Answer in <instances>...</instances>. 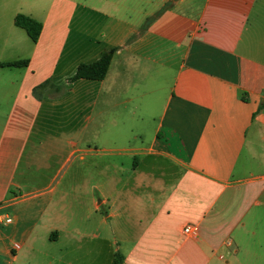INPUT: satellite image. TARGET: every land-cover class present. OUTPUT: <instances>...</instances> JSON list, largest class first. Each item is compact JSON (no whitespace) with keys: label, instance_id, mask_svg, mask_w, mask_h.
Here are the masks:
<instances>
[{"label":"crops","instance_id":"obj_1","mask_svg":"<svg viewBox=\"0 0 264 264\" xmlns=\"http://www.w3.org/2000/svg\"><path fill=\"white\" fill-rule=\"evenodd\" d=\"M0 217V264H264V0H0Z\"/></svg>","mask_w":264,"mask_h":264},{"label":"trees","instance_id":"obj_2","mask_svg":"<svg viewBox=\"0 0 264 264\" xmlns=\"http://www.w3.org/2000/svg\"><path fill=\"white\" fill-rule=\"evenodd\" d=\"M15 24L17 27L26 31L28 36L33 42H37L42 31V25L31 18L25 17L23 15L17 16L15 19ZM115 51H112L98 61L92 64H83L79 66L75 75L69 80L70 82H76L79 80H90V81H102L106 78L108 74L109 67L111 65L113 55ZM28 64L27 61L14 62L2 65L4 67H26ZM47 85V84H46ZM44 85V87L46 86ZM116 264H122L120 256H116Z\"/></svg>","mask_w":264,"mask_h":264},{"label":"rangeland","instance_id":"obj_3","mask_svg":"<svg viewBox=\"0 0 264 264\" xmlns=\"http://www.w3.org/2000/svg\"><path fill=\"white\" fill-rule=\"evenodd\" d=\"M52 92H54V91L52 90ZM55 112L60 113L62 118H61V122H59V119H60L59 116L55 115V119L57 122L53 123L54 128L52 130L59 131V132H70L71 128L73 130L74 122L71 120L74 119V116H75L74 112H72L73 113L72 117H70V111L69 110L65 111L64 112L65 114L62 112V110H56ZM85 118L86 117L84 116L83 121L85 120ZM58 122L61 124L59 125ZM84 123H85V121H84ZM61 126L62 127L64 126L65 129H63ZM35 174L37 175V173H35Z\"/></svg>","mask_w":264,"mask_h":264},{"label":"built area","instance_id":"obj_4","mask_svg":"<svg viewBox=\"0 0 264 264\" xmlns=\"http://www.w3.org/2000/svg\"><path fill=\"white\" fill-rule=\"evenodd\" d=\"M13 223V220L9 217H4V218H1L0 217V225H8V224H12ZM184 233L190 237V238H193V239H196L198 237V231L194 228V227H191V226H188L184 229ZM20 245L16 244L14 246V250H20Z\"/></svg>","mask_w":264,"mask_h":264}]
</instances>
